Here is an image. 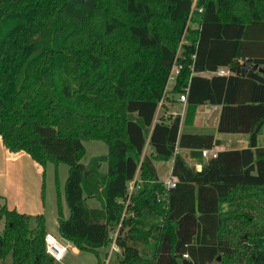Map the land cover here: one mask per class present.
Here are the masks:
<instances>
[{
    "label": "trees",
    "instance_id": "trees-1",
    "mask_svg": "<svg viewBox=\"0 0 264 264\" xmlns=\"http://www.w3.org/2000/svg\"><path fill=\"white\" fill-rule=\"evenodd\" d=\"M247 59L264 69V0H0L3 147L41 168L42 198L46 165H67L69 213L58 196L57 232L97 264L115 232L119 252L106 264H264V74L242 77ZM173 65L181 69L171 93L186 92L184 117L155 120ZM201 105L220 106L218 134L248 141L196 170L177 149L217 145L212 133L180 131ZM89 140L107 153L84 165ZM153 161H172L165 201ZM131 181L140 185L128 194ZM0 219V259L56 264L43 214L1 206Z\"/></svg>",
    "mask_w": 264,
    "mask_h": 264
},
{
    "label": "rangeland",
    "instance_id": "rangeland-1",
    "mask_svg": "<svg viewBox=\"0 0 264 264\" xmlns=\"http://www.w3.org/2000/svg\"><path fill=\"white\" fill-rule=\"evenodd\" d=\"M82 3H86V0H79ZM195 1L193 0V7L195 5ZM169 78V77H168ZM174 81L167 80V90L164 91L165 98L163 99V102L159 103V107L157 108L155 119L158 120L160 116H175L180 115L181 119L184 117L185 113V107L186 104L179 105L177 102V95H174L171 93V89L173 86ZM179 109V110H178ZM182 109V110H181ZM219 109L218 106L214 105H201L198 107L196 112V118L195 122H193V125L190 127L181 125L180 131H189V132H201L202 128H207L206 131L214 132V123H215V113ZM181 110V112H180ZM241 142L244 140L246 141L247 138L245 135H241ZM217 140L216 147L220 145H224V141L220 139ZM85 147V155L81 159V163L84 165H88L92 162V160L95 157L104 156L107 153V146L104 142L98 141V140H89L83 142ZM259 144L261 146H264V129L261 132V137L259 138ZM215 150H212L214 152L217 151V148H214ZM180 155H182L186 161V163L194 168H196L197 165L202 163V160L200 158L199 152H183V151H177ZM147 148L145 146L143 150V155L147 154ZM153 165L157 174V177L159 181L165 183L168 180H172L170 176V170H171V162L169 161H153ZM107 171V165L105 162H102L99 167L100 173H106ZM67 172L68 167L66 164H58L57 167H55L53 164H47L45 167V175H44V195L43 198L41 197V202L45 204L46 208V227L52 234H57V198L58 196L61 199V202L63 205L66 204L64 202V184L67 178ZM57 179V182L56 180ZM42 185V184H41ZM140 183L137 184L136 187H134V181H131L128 183V192H133L136 188L138 189ZM42 195V194H41ZM86 194H84L85 196ZM86 205L88 207H94L99 208L101 205V200L99 198H95L94 200H86ZM5 206L4 201H0V207ZM221 211H228L231 210V207L229 205L223 204L220 205ZM67 211L68 216V208H65ZM4 229V221L3 219H0V236ZM111 240L114 239L115 235L114 233L111 234ZM58 240V239H57ZM59 241V240H58ZM60 242V241H59ZM111 245L107 249H100L99 255L102 260L105 261V264L107 263L109 257L114 253L111 251ZM0 264H11V256L10 253H8L3 259H0ZM61 264H97L96 257L88 252H79V253H73L72 248L70 245L67 247V252L62 260Z\"/></svg>",
    "mask_w": 264,
    "mask_h": 264
},
{
    "label": "crops",
    "instance_id": "crops-1",
    "mask_svg": "<svg viewBox=\"0 0 264 264\" xmlns=\"http://www.w3.org/2000/svg\"><path fill=\"white\" fill-rule=\"evenodd\" d=\"M200 75L210 77L213 73L204 72ZM178 98V97H177ZM179 105H182L177 100ZM219 109L214 112L215 113V123H214V132L206 131L207 128H202L201 132H189V131H182L188 133H212L215 139H220L224 141V145H220L217 148V151L227 150L233 147L238 149L245 148L247 146L248 136L245 134H218L216 132V127L218 123L219 113H220V106ZM198 109V108H197ZM179 110V109H178ZM182 110V109H181ZM180 110V112H181ZM156 117V116H155ZM196 118V116H195ZM156 120V119H155ZM195 122V119H194ZM264 129V125L261 128L258 136H257V145L259 144V138L261 137V132ZM241 135H245L247 140L241 142ZM211 150H215V149ZM177 151L183 152H199L197 150H188V149H177ZM216 151V152H217ZM178 153V152H177ZM182 156V155H181ZM183 157V156H182ZM184 158V157H183ZM200 158L202 163L196 166V170H200L203 163L206 161L201 154ZM172 167V161H171ZM171 176V170H170ZM41 184H42V175H41V168L36 165L31 158L23 153H9L7 152L2 144L0 138V201H4L5 207L7 210H14L17 213L25 214V215H39L43 214L46 215V208L45 204L41 202ZM86 200H94L92 198H86ZM65 205L62 203V212L63 216L67 217V211L65 210ZM94 208V207H89ZM100 208V206H99ZM96 209V208H95ZM69 213V211H68ZM46 219V216H45ZM57 227V223H56ZM47 228V227H46ZM47 233L52 234L47 229ZM56 239H58L62 244L71 246L73 253H79V251L73 247L70 243L63 240L59 235L52 234Z\"/></svg>",
    "mask_w": 264,
    "mask_h": 264
},
{
    "label": "built area",
    "instance_id": "built-area-1",
    "mask_svg": "<svg viewBox=\"0 0 264 264\" xmlns=\"http://www.w3.org/2000/svg\"><path fill=\"white\" fill-rule=\"evenodd\" d=\"M180 69H181L180 65H173L171 70H170L168 80L170 79V80L174 81L175 76L179 73ZM227 74H228V72L224 69H219L215 72V75H218V76H225ZM165 90H167V85L165 86ZM177 97H178L177 100L180 103H182V104L186 103V100H187L186 92L179 94ZM215 154H216V152H214L212 150H202L201 151V156L206 160L211 158V157H215ZM174 186H175V184H174L173 180H168L167 182H165L164 183L165 192L158 198V201L159 200L165 201L167 198V191L169 189L173 188ZM128 191H129V189H128ZM128 194H130V192H128ZM114 235H115V237H114V239L111 240V244H110L111 248L110 249H111V251L118 253L119 248L115 244L116 232L114 233ZM44 245H45L46 253L50 257H52L54 262L56 264H61L65 254L67 252V246L62 244L61 242H59L52 234H49V233H47L44 237ZM186 257L187 256L184 255V258H186Z\"/></svg>",
    "mask_w": 264,
    "mask_h": 264
},
{
    "label": "water",
    "instance_id": "water-1",
    "mask_svg": "<svg viewBox=\"0 0 264 264\" xmlns=\"http://www.w3.org/2000/svg\"><path fill=\"white\" fill-rule=\"evenodd\" d=\"M248 69H252L254 71L260 70V69H258L257 65L251 66V61L249 59H247L242 63L241 72H240L242 77L245 76ZM260 72H262L264 74V69H261ZM0 249H1V240H0Z\"/></svg>",
    "mask_w": 264,
    "mask_h": 264
}]
</instances>
